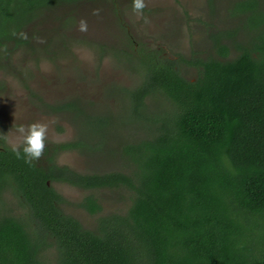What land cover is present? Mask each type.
I'll list each match as a JSON object with an SVG mask.
<instances>
[{"label": "trees", "instance_id": "1", "mask_svg": "<svg viewBox=\"0 0 264 264\" xmlns=\"http://www.w3.org/2000/svg\"><path fill=\"white\" fill-rule=\"evenodd\" d=\"M108 2L120 12L117 0H0V71L16 77L19 51L36 63L80 45L115 58L144 53L139 82L119 88L129 129L150 124L103 152L105 168L83 173L57 163L63 152H94L77 134L30 163L0 139V264H264V0L230 7L242 25L202 23L204 53L178 59L136 48L128 29L119 54L93 27L95 38L75 33L94 9L109 16ZM156 93L167 104L151 114ZM47 108L107 122L72 99ZM53 183L88 191L77 205L102 213L92 227L66 211ZM106 189L118 206L104 213L96 192Z\"/></svg>", "mask_w": 264, "mask_h": 264}, {"label": "rangeland", "instance_id": "2", "mask_svg": "<svg viewBox=\"0 0 264 264\" xmlns=\"http://www.w3.org/2000/svg\"><path fill=\"white\" fill-rule=\"evenodd\" d=\"M236 1L238 0H145L146 12L143 10L137 14L132 11L131 0H117L115 6L120 5V12L116 13L114 6L108 2L104 9L109 16L94 13L88 18V29L79 32L75 29V33L95 38L90 33L93 28L97 29L100 32L99 38L109 41V45L116 47L119 54L118 50L127 44L124 31L128 29L130 35L137 38L133 41L134 45L143 44L144 47L159 51L163 57L178 59L188 56L194 49L204 53L208 41L205 37L207 31L202 23L213 22L217 26L227 27L239 20L241 16L238 19L229 12ZM239 22L240 25L244 24L240 20ZM71 50L65 54H56L58 57L51 56L56 59L45 58L38 63L29 57L25 58L19 51L18 56L21 57L13 61L16 77L0 71V83H6L0 89V139L10 147L22 146L17 126L35 121L48 125L47 145L70 141L77 134L85 142L94 143V152H63L57 157V163L83 173L105 168L110 157H104L103 152L116 146L119 140L144 135L145 127L146 131L150 128V124H139L137 128L129 129L128 122L132 116L130 99L119 88V85L131 87L139 82L144 53L125 59L120 54L117 58L103 56L95 52V49L82 45ZM188 75L193 78L192 71ZM71 99L90 111L101 113L107 118V122L99 126L89 123L78 112L56 113L45 108V103L58 105ZM147 103L151 104V114L158 113L167 104L158 93L150 100L147 99ZM52 185L66 200L67 212L86 227L95 224L102 213L90 215L77 205L88 191L65 183ZM96 194L104 213L111 207L118 206V199L110 190H100ZM6 197L14 201L8 193Z\"/></svg>", "mask_w": 264, "mask_h": 264}, {"label": "clouds", "instance_id": "3", "mask_svg": "<svg viewBox=\"0 0 264 264\" xmlns=\"http://www.w3.org/2000/svg\"><path fill=\"white\" fill-rule=\"evenodd\" d=\"M131 7L133 12L139 14L145 7V0H131ZM93 11L97 13L99 10L94 9ZM79 28L81 31L86 30L87 22L84 19L80 20ZM21 35L24 34L21 33ZM47 129L48 125L41 121L18 125L16 131L21 135L23 145L21 149L13 145L11 150L17 157L23 153V159L26 163L40 158L45 148Z\"/></svg>", "mask_w": 264, "mask_h": 264}, {"label": "flooded vegetation", "instance_id": "4", "mask_svg": "<svg viewBox=\"0 0 264 264\" xmlns=\"http://www.w3.org/2000/svg\"><path fill=\"white\" fill-rule=\"evenodd\" d=\"M144 8H145V7H144ZM143 10H144V9H143ZM143 10H142V11H143ZM144 11L146 12V10H144ZM137 47H138V46H136V48H137ZM15 61H16V60H15ZM47 105H48V104L45 103V108H47ZM3 143H4V142H3ZM0 144H2V142H0ZM45 145H46V144H45ZM2 147H3V146L1 145L0 149H2ZM8 147H10V146H8ZM17 148H18V147H17Z\"/></svg>", "mask_w": 264, "mask_h": 264}]
</instances>
